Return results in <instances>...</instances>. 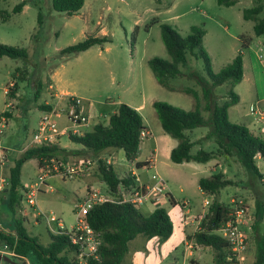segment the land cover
<instances>
[{
    "label": "rangeland",
    "instance_id": "obj_1",
    "mask_svg": "<svg viewBox=\"0 0 264 264\" xmlns=\"http://www.w3.org/2000/svg\"><path fill=\"white\" fill-rule=\"evenodd\" d=\"M19 1L0 0V10L8 14L5 20H0V43L22 47L26 53L25 58L0 57V115L4 118V127L0 133V154L6 156L0 163V229L9 227L11 217L5 194L2 192L5 182H1V179H7L14 159L19 157L29 142L41 113L39 105L50 99L52 89L47 87L49 80L55 83L53 90L72 91L82 99V106L88 109V123L76 127L78 131L90 130L92 125L107 118L115 102H122L142 103L140 112L144 125L154 134H161L163 131L151 101L158 100L182 110H189L193 108V98L180 88L190 87L199 94V86L195 80L187 78L186 74L194 70L204 75L202 61L187 55L186 64L179 67L181 75L168 79L172 89L162 87L156 82L146 61L153 56L169 60L160 38L161 25L172 27L181 36L186 35L192 25L202 26L204 34L201 43L210 58L212 72L219 71L239 51V35L250 36L249 46L252 48L257 40H264V34L253 35L252 21L241 17V10L252 6L255 0H235L230 6L217 4L216 0H84L81 8L71 15L53 10L50 0H22L24 4L21 10L11 12L12 7ZM262 15L263 13L260 14ZM101 35H106L108 40L93 44L73 56L64 57L59 53L60 49L86 36ZM247 50L248 47L241 49L244 54ZM259 53L264 62V49ZM245 58L247 60V57ZM252 84L248 73L243 75V80L241 78L231 87L235 94H240L241 100L229 108V120H238L241 114L246 113V124L251 133L262 137L256 131L258 124L253 121V116L247 110L248 104L255 102ZM229 88L227 82L212 88L217 102L224 99ZM4 89L7 90L5 94ZM54 106L62 108L64 105L60 102ZM201 114L207 115L205 111H201ZM55 120L58 129H65L58 137L59 146H79L68 139L67 132L71 130V125L64 116L61 115ZM206 131L207 127L197 126L188 131L187 136L191 139L200 138ZM149 146L145 140L139 149L140 158H153ZM199 146L201 145L194 143L190 152H194ZM5 147H10L11 151L6 153ZM211 147L210 140L203 142V149L210 150ZM116 150L109 149L111 166L117 174H126L129 164L122 152L116 154ZM65 154L68 153L57 151L56 158L63 159ZM99 154L107 156L105 149ZM78 155L82 156V160L95 157L89 150H83ZM154 157L152 165L139 169L132 167L140 178L138 181L152 184L161 179L166 185V191L169 189L168 193L174 195L180 207L183 198H188L189 205L182 206L183 210L189 209L188 215L200 213L202 216L208 206L204 205L203 201L206 199L209 202V196L200 193L195 178L204 176L209 171H201L202 166L192 169L191 166L173 163L162 153L155 154ZM209 161L214 163L210 166L213 168L211 172L223 171L224 175L233 181L231 186L219 191L218 198L222 205L232 210V200L240 199L243 203L245 211L242 227L247 236L246 258L247 263L251 264L254 242L249 224L253 220L254 200H264V185L252 179L234 157L224 159L217 155ZM255 165L260 171H264L261 159H255ZM38 172L35 158L24 161L19 175L22 186L36 183ZM181 173L185 180H181ZM44 184L48 187L40 186V189L35 191L32 197L33 205L27 203L26 195L22 192L17 211V215L23 219L26 232L35 236L40 244H46L49 241V233L59 230L56 220H51L50 216L58 219L65 228L73 225L74 211L83 199L86 186L98 191L100 195H107L105 185L96 173V161L82 175L75 178L51 175L44 179ZM180 187L183 191H179ZM158 207L163 208L174 219L176 210L170 209L171 204L167 196H161L158 200L145 198L136 206L143 215L150 214ZM193 229L191 226L187 231L189 240ZM258 231L264 236V216ZM149 239L135 236L128 243L122 264H130L131 254L142 251L146 244L152 246L153 240L150 242ZM169 241L171 240L157 241L153 247L157 250L158 245L167 246ZM191 242L194 247L193 240ZM191 251L196 264H215L212 248L195 246ZM167 263L189 264V261L182 259L178 248L160 257L158 264ZM0 264L37 262L33 255H28L14 259V263L0 260ZM139 264H143L142 259Z\"/></svg>",
    "mask_w": 264,
    "mask_h": 264
},
{
    "label": "trees",
    "instance_id": "obj_2",
    "mask_svg": "<svg viewBox=\"0 0 264 264\" xmlns=\"http://www.w3.org/2000/svg\"><path fill=\"white\" fill-rule=\"evenodd\" d=\"M83 1L50 0V4L53 10L71 15L81 8ZM216 2L230 6L235 0H216ZM23 4L24 2L20 0L12 7L11 12L20 11ZM261 13H263L262 16H260ZM39 16L38 13V20ZM7 17L8 14L0 10V20L3 21ZM241 17L252 21L254 36L264 34V0H255L252 6L243 8ZM203 34L204 30L200 25L190 26L189 32L184 36L170 26L161 25L160 38L169 60L153 56L146 61L156 82L167 89H172L168 84V79L181 75L179 67L186 64L187 55L202 61L204 75L194 70L186 74L187 78L195 80L200 93L198 94L190 87L180 88L182 92L193 98V108L182 110L162 101L153 100L151 102L161 130L176 140V145L170 149L168 158L173 163L189 161L205 163L215 159L217 155L224 159L234 157L252 179L264 185L254 159V156L258 154L264 163V138L254 136L246 126L231 122L227 117V108L238 100L231 87L242 77L240 51L248 46L250 37L239 35V51L228 64L219 71L212 72L210 58L201 43ZM106 40H108L106 35L86 36L60 49L59 53L64 57L73 56L93 44ZM2 56L25 58L26 53L22 47L0 43V57ZM223 82H227L230 88L224 99L217 102L212 88ZM39 108L46 110L50 106L42 104ZM201 111H205L207 115L203 116ZM197 126H205L207 131L200 138L191 141L187 132ZM144 130L139 112L121 102L117 104L114 112L92 125L90 130L78 135L68 134L67 137L71 142L80 145L84 150H89L95 156L92 159L96 161V173L105 185V192L112 197L119 198V185L122 190L126 191L134 184L133 177L130 173L118 176L112 166L106 163L104 158L99 157L98 153L106 148L121 149L124 159L132 162L137 155L143 138L141 133ZM208 140L211 141L212 147L210 150H205L202 145ZM194 143L201 146L194 152H190ZM57 151H60L57 144L24 148L9 168L7 182L2 192L5 194L6 205L11 213L8 224L11 232L0 229V247L5 245L7 249L15 253L14 256H8L12 260L33 255L37 264H77L75 245L70 243L68 234L49 233V241L46 244H40L35 236L26 232L22 217L17 215L23 192L19 178L21 165L29 158H35L37 164H41L42 158L57 159ZM139 166V162H134V167ZM196 184L202 193L210 196V200L205 213L200 217L197 228L192 232L191 239L198 245L213 249L215 264H229L226 260L227 243L216 230L228 218L231 211L219 201V191L231 186L233 181L227 178L222 171H215L198 177ZM165 196L171 205L175 204L168 193ZM263 216L264 200L263 198L255 199L253 220L249 224L254 242L252 264H264V236L258 231ZM85 222L98 232L100 238L97 258L87 260L86 264H122L128 242L135 236L139 235L147 239L155 237L158 242H161L167 239L172 232V222L163 208H155L150 214L143 215L133 204L117 200H106L91 206L85 215Z\"/></svg>",
    "mask_w": 264,
    "mask_h": 264
},
{
    "label": "built area",
    "instance_id": "obj_3",
    "mask_svg": "<svg viewBox=\"0 0 264 264\" xmlns=\"http://www.w3.org/2000/svg\"><path fill=\"white\" fill-rule=\"evenodd\" d=\"M6 89L3 90L5 94ZM82 99L72 94H65V101L62 108H56L51 106L49 109L42 110L37 121L34 130L31 133V137L26 147L57 144L59 135L65 132V129H58L56 118L64 116L65 120L70 123L71 130L68 134H81L86 130L78 131L76 127L80 125H86L88 123V115L85 108L82 106ZM248 112L255 117L256 120L264 121V103L255 101L250 103L247 107ZM4 127V118L0 115V133ZM264 131V130H263ZM145 133H141V137H144ZM5 158V154H0V163ZM154 158V156H153ZM150 156L149 162L153 161ZM255 159H260L259 155L254 156ZM94 159L77 160L75 162L64 161L63 159H55L53 157L41 159V164H37L38 175L37 182L28 184L23 187V193L26 195V201L29 205H33V195L35 191L40 189V186H46L44 179L51 175H58L61 178H75L87 172V170L94 164ZM106 163H109L108 159H105ZM261 180L264 181V171H260ZM134 184L131 185L126 191L122 190L119 185L120 197L115 198L110 195H100L96 190H90L86 196L76 205L74 216L75 220L73 225L69 228H65L58 219L54 216H50L51 220H56L58 232L68 234L69 241L75 245V258L77 264H86L89 259H96L97 248L100 243L98 232L94 231L86 222L85 215L87 211L96 203L102 201H121L129 202L134 206L140 204L145 198L150 200H158L161 196L166 194V185L159 179L152 184L138 183V178L134 177ZM1 182H5L7 179H1ZM1 188V186H0ZM187 203V202H183ZM204 205H208L209 202L205 199ZM233 209L229 212L228 218L220 225L216 230L217 233L223 238L228 246V253L226 260L229 264H248L246 258V239L247 236L244 232L242 224L244 222V206L240 199L236 201L232 200ZM0 255H11L15 253L12 250L7 249L5 245L0 247ZM252 264V263H251Z\"/></svg>",
    "mask_w": 264,
    "mask_h": 264
},
{
    "label": "crops",
    "instance_id": "obj_4",
    "mask_svg": "<svg viewBox=\"0 0 264 264\" xmlns=\"http://www.w3.org/2000/svg\"><path fill=\"white\" fill-rule=\"evenodd\" d=\"M103 32L104 31L102 30L101 33H103ZM250 40H251V37H250ZM254 46L255 47L252 48L248 44V46H247L248 50L245 54H244V52L240 51L241 65H242V77L241 78L243 80V75H246L248 73L250 74V77H251L252 82H253V84H252L253 93L252 94L254 96V98H253V96L251 98L255 99L254 101H258V102L261 101L262 103H264V62L262 61L261 54L259 53L262 49H264V40H257ZM245 57H247V60ZM47 87L49 89H52V93L49 94V98H50L49 101L44 100L42 103L43 105H49L51 107V106H54L55 104L60 103V102L64 103L65 94L69 93V94L75 95L72 93V91H69L67 89L66 90H59V91L53 90L55 88V83L53 80L48 81ZM236 95L238 97L237 102H239V100H241V96L239 93H236ZM118 103L119 102L114 103V107L112 108L111 113L115 111V107L117 106ZM236 103L231 105V106L232 107L235 106ZM42 104H40V105H42ZM126 104H128L129 106L136 109L141 116L140 111H141L142 106H143L142 103H139V104L126 103ZM231 106H229L227 108L228 120H229V108ZM40 111H42V110H40ZM85 111L87 113L88 109H85ZM234 117H235V115H234ZM252 118H253V121L258 124L256 131L258 132V134H260L264 138V131H263L264 130V121L256 120L255 117H252ZM141 119L143 120L142 116H141ZM237 119L238 120H233V121L229 120V121L243 124L244 126H246L248 128V126L246 124L248 116L246 113L241 114V116H239V118H237ZM142 124L144 125L143 121H142ZM144 127H145V130H144L145 135L143 138L145 140H147V142L151 146L150 154L152 153V155L154 156L155 154L162 153L165 157L168 158L170 149L176 145V140L169 137L164 132L161 134H154L148 126L144 125ZM248 130L251 132L250 128H248ZM196 139H198V138H193V139L190 138L191 141H194ZM145 140H143V139L141 140L135 159L132 162L126 161L129 164V168L126 170L125 173H130L133 178L137 177L139 179V181H140V178L138 176H136L138 174L132 169V167L134 168V162L140 163V166L137 169H139L145 165H147V166L152 165V163L149 162L150 157L146 158L147 157L146 156L145 158H140L139 149L141 148V146H143ZM57 146L59 147L60 151L68 153V154H65V158H63L64 161L75 162L77 160L82 159V156H79L78 154L81 153V151L83 152L84 148H82L80 145L77 147H67V146L61 147L57 143ZM109 149L113 150L114 148H106L105 149V151L107 152V156H101L99 154L100 152L98 153V156L101 158H104V159H108L109 164L111 165L112 160L108 156L109 155ZM5 150H6V153H9L11 151V148L5 147ZM120 151L122 152L121 149H117L115 151V153L116 154L120 153ZM122 154H123V152H122ZM154 159H155V157L153 158V160ZM211 162L212 161L205 162V163H198V162L189 161V162H182L179 164H184V165H187L189 167L191 166L190 168H192V169L197 168V166H202L201 171H209V173H211V171H213V168H210V166L214 164ZM153 166H154V164H153ZM208 174H206V175H208ZM123 175L118 174V176H123ZM180 176H181V180H185V177L182 173L180 174ZM197 179H198V177L195 178V182L197 181ZM139 181H138V183H140ZM143 184H144V182H143ZM91 189L92 188H88L86 186V192H85L83 198L86 196V193L88 192V190H91ZM168 191H169V189L166 191V193H168ZM179 191H183V188L180 187ZM200 193L203 195H206V194L202 193L201 191H200ZM169 195L171 196V198L175 202V204L171 205L170 209L176 210V215H175L174 219H172L170 214L167 213L171 222H172V232H171L170 236L165 240H171V241L168 242L169 244L167 246L166 245L165 246H159L158 245V249L156 250V249H154L153 246H155L157 239L155 237L150 238L148 241L151 242V240H153V245L148 246V244H146L145 246H143L142 251H137L135 254L134 253L131 254V260L129 261L130 264H139L140 259H142L143 264H158L160 257H162V256L164 257V256H166V254H168V252L177 250L178 248H179V252L182 255V259H184V260L188 259L189 264H196V261L192 257V251L191 250L194 249L195 246H201V245H198L193 241V245H194V247H193L192 242H191L192 239L189 240V234L187 235V233H188L187 231L189 228H191V226H193V228H194L191 232H193L197 228L201 214L197 213L195 215H188L189 209L183 210V208H182V206H184V205H187V206L189 205L188 204V202H189L188 198H183V200L180 203V205H181V207H180L178 204L179 202L174 197V195L173 194H169ZM209 200H210V196H209ZM183 202H187V203L185 204ZM2 230L11 232L10 227L4 228ZM169 238H171V239H169ZM201 247H203V246H201ZM167 264H169V263H167Z\"/></svg>",
    "mask_w": 264,
    "mask_h": 264
},
{
    "label": "water",
    "instance_id": "obj_5",
    "mask_svg": "<svg viewBox=\"0 0 264 264\" xmlns=\"http://www.w3.org/2000/svg\"><path fill=\"white\" fill-rule=\"evenodd\" d=\"M0 259L6 262H11L14 263V260H12L10 257H8L7 255H0Z\"/></svg>",
    "mask_w": 264,
    "mask_h": 264
}]
</instances>
